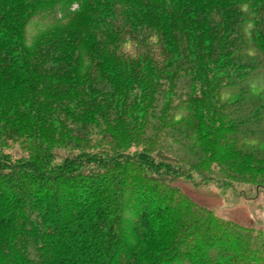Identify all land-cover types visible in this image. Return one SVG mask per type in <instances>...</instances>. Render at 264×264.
Masks as SVG:
<instances>
[{"label": "trees", "instance_id": "obj_1", "mask_svg": "<svg viewBox=\"0 0 264 264\" xmlns=\"http://www.w3.org/2000/svg\"><path fill=\"white\" fill-rule=\"evenodd\" d=\"M263 33L264 0H0V264H264L175 185L264 186Z\"/></svg>", "mask_w": 264, "mask_h": 264}, {"label": "rangeland", "instance_id": "obj_2", "mask_svg": "<svg viewBox=\"0 0 264 264\" xmlns=\"http://www.w3.org/2000/svg\"><path fill=\"white\" fill-rule=\"evenodd\" d=\"M244 7L247 14L244 31L248 36L252 53L256 54L259 51L254 45L255 39H253L252 35L255 14L249 9V4H244ZM72 9H77V5H73ZM60 16L59 10L51 14L44 12L36 14L26 26V43L32 45L36 36L51 26L56 21V17ZM124 51L134 53V44L131 41L127 42L124 46ZM250 83L254 93L264 92L263 68L252 76ZM228 96L229 92H225L224 97ZM15 148L19 152L18 146ZM62 153L64 154V151ZM175 185L180 187L198 204L212 210L219 217L264 230V186L261 187L255 183L246 182H232L230 185L217 181L200 183L184 178L177 179ZM130 213L131 211L129 210L127 215L129 216Z\"/></svg>", "mask_w": 264, "mask_h": 264}]
</instances>
